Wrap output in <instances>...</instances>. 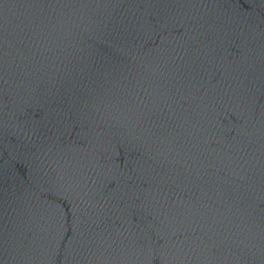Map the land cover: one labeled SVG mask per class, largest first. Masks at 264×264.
Segmentation results:
<instances>
[{"label": "water", "instance_id": "1", "mask_svg": "<svg viewBox=\"0 0 264 264\" xmlns=\"http://www.w3.org/2000/svg\"><path fill=\"white\" fill-rule=\"evenodd\" d=\"M0 264H264V0H0Z\"/></svg>", "mask_w": 264, "mask_h": 264}]
</instances>
